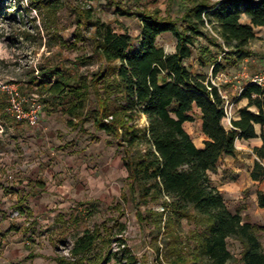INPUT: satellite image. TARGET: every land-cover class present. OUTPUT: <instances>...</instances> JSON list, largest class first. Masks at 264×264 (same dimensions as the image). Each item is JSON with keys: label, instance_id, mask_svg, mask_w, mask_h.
Listing matches in <instances>:
<instances>
[{"label": "trees", "instance_id": "trees-1", "mask_svg": "<svg viewBox=\"0 0 264 264\" xmlns=\"http://www.w3.org/2000/svg\"><path fill=\"white\" fill-rule=\"evenodd\" d=\"M29 2L41 13L43 8L50 12L56 0ZM109 3L118 15L136 16L141 21L140 33L130 34L121 21H117L122 28L118 32L92 6L72 4L74 41L69 46L88 40L89 57L97 60V68L72 72L62 65L38 64L24 79L29 96L36 93L47 108H60L72 128L83 130V123L91 120L95 130L107 134V143L121 149L126 185L109 207L120 214L128 206L134 210L141 231L148 232L154 263L227 264L234 258L227 239L234 238L242 247V264H264L260 239L264 224L230 210L210 176L221 155L235 154L237 139L258 136L256 125L261 129V144L254 147V152L264 158V86L252 81L242 86L236 101L246 98L247 102L236 109V116L226 127V99L220 86L186 64L200 37L207 41L198 44L202 62L210 46L229 57L249 56L252 51L248 45L255 37L253 27H264V0H185L176 18L163 16L158 10L131 9L119 0ZM5 9L4 0H0V10ZM242 14L249 22L240 20ZM48 19L43 17L42 25L49 34L54 24ZM206 24L213 35L204 29ZM163 32L174 36V51L166 52L157 43ZM220 68V61L214 62L211 71L216 75ZM5 107L3 92L0 125L17 126L20 121ZM142 117L144 121L140 122ZM196 118L204 135L201 146L183 126ZM250 175L254 180L264 179V165L259 160H255ZM39 185L43 187V183ZM29 194L30 190L20 195L16 207L26 210ZM257 196L263 207L264 192L258 191ZM77 204L81 209L72 208L63 220V241L70 236L71 247L68 254L55 253L58 264H104L112 255L117 264H147L149 254L144 252L138 258L122 237L113 235L105 219L80 226L86 221L85 215L101 210L99 201ZM185 219L193 224L188 231L184 229ZM114 224H120L117 218ZM114 243L116 251L112 250Z\"/></svg>", "mask_w": 264, "mask_h": 264}, {"label": "rangeland", "instance_id": "rangeland-1", "mask_svg": "<svg viewBox=\"0 0 264 264\" xmlns=\"http://www.w3.org/2000/svg\"><path fill=\"white\" fill-rule=\"evenodd\" d=\"M119 1L131 9L158 10L163 16L176 18L181 15L185 0ZM72 4L92 6L96 14L118 32L122 28L117 21H121L130 34L140 33L141 21L136 16L116 14L109 0H56L50 12L43 8L41 13L29 0H4L6 9L0 10V80L17 86L25 96L27 106L37 102L39 97L33 93V98H28L30 92L24 84L31 67L62 65L72 72L97 68V60L89 57L91 44L88 40L69 46L74 41ZM48 16L47 21L54 24V30L49 34L42 25L43 17ZM240 20L249 22L244 14ZM204 29L214 34L210 25L206 24ZM253 31L255 37L248 45L252 51L249 56L241 59L229 57L220 48L210 46V53L202 62L198 44L207 41L200 37L192 56L186 60L191 71L205 73L220 86L226 99L227 115L223 119L226 127L230 126V118L236 116V109L247 102L246 98L236 101L242 86L264 70V27L254 26ZM157 43L166 52L175 49V38L170 32L161 33ZM82 56L88 57L80 59ZM218 61L221 68L214 75L211 68ZM250 109L256 110L254 106ZM41 111L37 126L26 122H19L17 127L0 125V264H58L55 253H64L71 247L70 236L63 241V220L72 208L81 209L78 200L89 198L98 200L101 210L92 216L85 215L87 218L81 227L105 219L113 235L122 237L126 247L138 258L147 252V264H163L154 263L149 237L146 236L148 232L146 229L141 231L134 210L128 206L120 214L109 207L126 185L127 171L121 149L115 143H107V134L95 130L91 120H86L84 129L80 130L67 126L68 116L61 111H54L49 118H46L43 107ZM193 111L198 110L194 107ZM143 121L144 117L140 119ZM183 126L192 139L202 136L201 146L204 135L199 120L186 121ZM260 130L256 125L257 137L237 139L235 154L221 155L210 176L230 210L240 211L251 222L264 224V207L259 205L257 196L258 191L264 192V181H255L250 175L255 160L264 165V159L254 152V147L261 144ZM40 181L44 183L42 189ZM11 188L17 193L7 191ZM30 189L32 192L24 204L28 209L26 212L16 207L15 201ZM35 190L39 192L35 193ZM115 218L120 224L113 225ZM183 225L185 231L193 228L186 219ZM260 239L264 249V232ZM227 243L234 254L227 264H242L240 242L228 238ZM117 249V243H114L112 250ZM35 253L37 255L30 256ZM104 264H117L115 255Z\"/></svg>", "mask_w": 264, "mask_h": 264}, {"label": "built area", "instance_id": "built-area-1", "mask_svg": "<svg viewBox=\"0 0 264 264\" xmlns=\"http://www.w3.org/2000/svg\"><path fill=\"white\" fill-rule=\"evenodd\" d=\"M252 82L258 83L260 86H264V70L258 74L254 75L251 79ZM0 92H4L6 95V111H8L17 121L26 122L31 126H37L40 122L41 109L43 103L38 102L37 99L35 103L27 106L26 98L22 95L17 86L12 83H5L0 80ZM28 98H33L28 96ZM68 254L67 251H65Z\"/></svg>", "mask_w": 264, "mask_h": 264}, {"label": "crops", "instance_id": "crops-1", "mask_svg": "<svg viewBox=\"0 0 264 264\" xmlns=\"http://www.w3.org/2000/svg\"><path fill=\"white\" fill-rule=\"evenodd\" d=\"M54 111H61L62 112V110L60 109V108H47V106L44 104L43 105V112L45 113V115H46V118H49V117H51V113H53ZM62 113H64V112H62ZM65 114V113H64ZM41 115H42V113H41ZM67 115V114H66ZM68 116V115H67ZM68 118V117H67ZM67 118H66V124H67ZM67 126H69L68 124H67ZM17 127V126H16ZM70 127V126H69ZM72 128V127H71ZM78 128V127H77ZM262 159H264V158H262ZM260 161V160H259ZM261 162V161H260ZM262 163V162H261ZM263 164V163H262ZM255 181H260V180H255ZM262 182L264 181V179L263 180H261ZM41 182V181H40ZM41 183H43V182H41ZM40 186V185H39ZM43 186H44V183H43ZM34 188H36V186L34 185ZM43 187H41L40 186V189H42ZM8 192H10V193H12V192H16V190L15 189H9V190H7ZM30 191L32 192V190L30 189ZM39 191H36L35 190V193H38ZM17 193V192H16ZM30 195V194H29ZM28 197V196H27ZM18 198V197H17ZM27 199V198H26ZM17 200V199H16ZM86 200H95V199H84V200H78V201H86ZM26 201V200H25ZM77 201V202H78ZM98 201V200H97ZM25 204V203H24ZM24 207H25V209L27 210H25L26 212H28V209H27V207L24 205ZM264 207V206H263Z\"/></svg>", "mask_w": 264, "mask_h": 264}, {"label": "bare ground", "instance_id": "bare-ground-1", "mask_svg": "<svg viewBox=\"0 0 264 264\" xmlns=\"http://www.w3.org/2000/svg\"><path fill=\"white\" fill-rule=\"evenodd\" d=\"M186 122V121H185ZM201 137L200 135L193 137L194 142L196 143V145L200 146L201 144Z\"/></svg>", "mask_w": 264, "mask_h": 264}, {"label": "water", "instance_id": "water-1", "mask_svg": "<svg viewBox=\"0 0 264 264\" xmlns=\"http://www.w3.org/2000/svg\"><path fill=\"white\" fill-rule=\"evenodd\" d=\"M194 141V140H193ZM196 144V143H195ZM198 146V145H197Z\"/></svg>", "mask_w": 264, "mask_h": 264}]
</instances>
